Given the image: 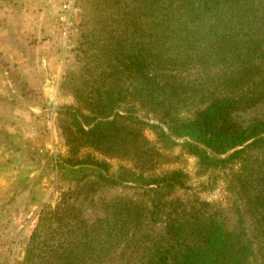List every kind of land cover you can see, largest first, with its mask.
<instances>
[{
  "label": "trees",
  "instance_id": "trees-1",
  "mask_svg": "<svg viewBox=\"0 0 264 264\" xmlns=\"http://www.w3.org/2000/svg\"><path fill=\"white\" fill-rule=\"evenodd\" d=\"M78 7L79 64L61 82L76 103L59 111L71 154L58 164L75 185L43 204L22 264H264V0ZM88 147L136 168L114 175L105 159L77 157ZM176 147L223 173L229 206L171 198L188 174L153 170ZM126 185L141 197L87 214L100 190Z\"/></svg>",
  "mask_w": 264,
  "mask_h": 264
},
{
  "label": "crops",
  "instance_id": "crops-1",
  "mask_svg": "<svg viewBox=\"0 0 264 264\" xmlns=\"http://www.w3.org/2000/svg\"><path fill=\"white\" fill-rule=\"evenodd\" d=\"M67 1L0 0V199L3 201L34 196L30 184L50 171L52 152L66 147L58 118L65 60L49 36L48 25L53 16L63 11ZM19 184L20 189L14 190ZM12 206L15 204H3L6 218H11ZM7 220L0 222V237L4 231L10 235L5 228Z\"/></svg>",
  "mask_w": 264,
  "mask_h": 264
},
{
  "label": "rangeland",
  "instance_id": "rangeland-1",
  "mask_svg": "<svg viewBox=\"0 0 264 264\" xmlns=\"http://www.w3.org/2000/svg\"><path fill=\"white\" fill-rule=\"evenodd\" d=\"M67 4L69 5L67 6L68 8L65 9L63 6V11L53 16L48 25L49 36L52 37L54 46L62 54L65 60L63 76L68 71L75 70L78 67L79 63L77 61V54L81 41L82 29V11L78 7V0H68ZM63 26L69 27L68 36L62 34ZM59 95L62 99L60 101L62 107L76 103L75 97L69 91L61 88V83ZM60 110L61 109H59V111ZM59 111L58 118L61 126V117L63 115L59 114ZM151 118L152 117H150L151 122H156ZM145 134L151 141L156 142L157 136L152 129H147ZM168 152L173 157L176 156V160L159 166L157 165L154 170L152 169L153 172L164 173L171 169L180 168L188 174V188L173 192L171 198L180 197L185 200L200 197L216 205L229 206L231 194L227 189L223 173L220 174L219 178H216L219 171L200 170L198 159L192 155L184 154L179 147H176L173 151H166V153ZM70 154L67 145L66 147L58 148V151L52 152L48 166L50 171H47L46 174L40 178H35L32 184H30V189L35 191L34 196L31 194V197L27 200L13 199L11 202L0 199V222L8 219L7 223H5V228L9 229L10 232V235L8 236L6 231H4L2 237H0V264H22L29 236L38 220V214L43 204L48 202L50 198L52 202H55L61 191H67L69 187L75 185V182L73 180L70 181L67 174H64L63 171L58 169V164L63 158L69 157ZM88 154H93L99 159L107 160L111 164V173L114 175L119 173L121 166L136 168L129 160L106 157L89 147L83 148L78 153L77 157L82 158ZM18 186H20V184L15 185L14 190L18 191L20 189ZM142 191V189H135L130 185L107 189L103 188L96 194L97 201L94 205L87 206L85 211L88 215L95 217L102 214V207L100 205L102 199H111L117 196L140 198V193H142ZM9 202L14 203L15 206H12L13 210L11 218L10 216L6 218V214L2 212V209L3 204H10ZM157 227L160 228V225H157ZM1 228L2 227L0 226V230Z\"/></svg>",
  "mask_w": 264,
  "mask_h": 264
},
{
  "label": "built area",
  "instance_id": "built-area-1",
  "mask_svg": "<svg viewBox=\"0 0 264 264\" xmlns=\"http://www.w3.org/2000/svg\"><path fill=\"white\" fill-rule=\"evenodd\" d=\"M67 6H69V5H68V4L64 5V8H65V9L68 8ZM68 29H69V27H67V26H63L62 34H63L64 36H68Z\"/></svg>",
  "mask_w": 264,
  "mask_h": 264
}]
</instances>
